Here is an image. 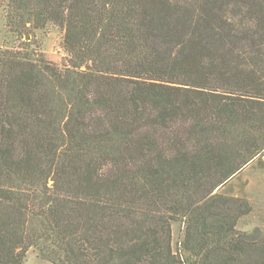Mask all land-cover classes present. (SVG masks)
<instances>
[{"label": "trees", "instance_id": "1", "mask_svg": "<svg viewBox=\"0 0 264 264\" xmlns=\"http://www.w3.org/2000/svg\"><path fill=\"white\" fill-rule=\"evenodd\" d=\"M1 11L68 62L0 55V264H264L250 204L217 193L264 154V0Z\"/></svg>", "mask_w": 264, "mask_h": 264}, {"label": "rangeland", "instance_id": "2", "mask_svg": "<svg viewBox=\"0 0 264 264\" xmlns=\"http://www.w3.org/2000/svg\"><path fill=\"white\" fill-rule=\"evenodd\" d=\"M0 12V55L4 52L27 53V47L41 51L46 58L59 67L68 62L63 48L64 33L56 28L46 31L20 32L19 28ZM217 193L238 198L250 204L251 212L239 221L238 230L253 234L259 231L264 235V154L249 163ZM184 232V225H173V247L176 248ZM24 264H51L41 260L37 253L30 250Z\"/></svg>", "mask_w": 264, "mask_h": 264}]
</instances>
